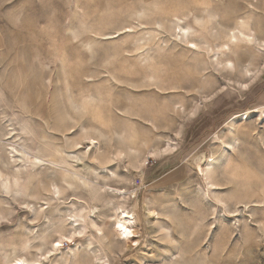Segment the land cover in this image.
I'll list each match as a JSON object with an SVG mask.
<instances>
[{
  "label": "rangeland",
  "instance_id": "obj_1",
  "mask_svg": "<svg viewBox=\"0 0 264 264\" xmlns=\"http://www.w3.org/2000/svg\"><path fill=\"white\" fill-rule=\"evenodd\" d=\"M262 48L264 0H0V264H264Z\"/></svg>",
  "mask_w": 264,
  "mask_h": 264
},
{
  "label": "bare ground",
  "instance_id": "obj_2",
  "mask_svg": "<svg viewBox=\"0 0 264 264\" xmlns=\"http://www.w3.org/2000/svg\"><path fill=\"white\" fill-rule=\"evenodd\" d=\"M178 28H179V31L181 30V31H185L186 30V28L185 27H180V26H178ZM183 33V32H182ZM239 34H240V36L239 35H237V34H235V33H232L230 36H229V40H231L232 39V41L234 40V39H237V38H239L240 40H251L250 38H249V36L248 35H245L242 31H240L239 30V32H238ZM186 34V33H185ZM185 37V36H184ZM186 39V38H185ZM255 39V38H254ZM259 42L261 43L260 45H263L262 44V42L263 41H261V40H259ZM186 43V42H185ZM187 43H191V44H195V43H193V41H190V40H188V42ZM225 45H227V44H225ZM194 46V45H193ZM195 47V46H194ZM227 47V46H226ZM262 49H264V48H262ZM222 51V50H221ZM221 53H223V52H221ZM216 65L218 66V65H221L222 67H224V66H226L228 63H230V61L229 60H226V61H221V60H219V59H217L216 60ZM224 65V66H223ZM230 65V64H229ZM225 68V67H224ZM228 68H230V67H228ZM250 74L251 72H250V70L249 69H246L245 68V74ZM245 84V83H244ZM264 115V114H263ZM93 141L95 142V140H92L91 141V144H94L93 143ZM224 144V143H223ZM225 146V145H224ZM228 150H234V143H232V142H228V143H226V146H225ZM0 177H1V179H2V184H4L5 186H7V177H4L2 174H1V172H0ZM18 180V179H17ZM209 183H210V186H213L214 185V183L212 182V181H209ZM7 189V188H6ZM115 190V189H114ZM115 194H117L116 193V191L114 192ZM146 210H147V213L149 214V213H154V211L153 210H151V209H149V208H146ZM121 216L120 217H118L117 218V220H116V223L114 224V230H116L117 231V235H118V237H119V239L120 240H124L125 241V243L127 242H132V241H135L134 239H133V237L135 236V230H134V223H133V217L132 216H130L127 212H126V210L124 211L123 209H121V212L119 213ZM129 233H131L130 235H129ZM126 243V244H127ZM97 258V257H96ZM98 260L100 259V258H97ZM18 260H20L21 262H17L16 264H23V260L22 259H18Z\"/></svg>",
  "mask_w": 264,
  "mask_h": 264
},
{
  "label": "crops",
  "instance_id": "obj_3",
  "mask_svg": "<svg viewBox=\"0 0 264 264\" xmlns=\"http://www.w3.org/2000/svg\"><path fill=\"white\" fill-rule=\"evenodd\" d=\"M169 148H171L170 145L164 147V148L162 149V151L164 152L165 150H168Z\"/></svg>",
  "mask_w": 264,
  "mask_h": 264
},
{
  "label": "snow or ice",
  "instance_id": "obj_4",
  "mask_svg": "<svg viewBox=\"0 0 264 264\" xmlns=\"http://www.w3.org/2000/svg\"><path fill=\"white\" fill-rule=\"evenodd\" d=\"M93 143H95L94 141H93ZM131 233H129V235H130ZM57 247H59V245H57Z\"/></svg>",
  "mask_w": 264,
  "mask_h": 264
}]
</instances>
